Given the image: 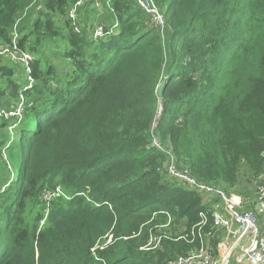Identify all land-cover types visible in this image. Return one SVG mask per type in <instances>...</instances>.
<instances>
[{
    "label": "trees",
    "instance_id": "obj_1",
    "mask_svg": "<svg viewBox=\"0 0 264 264\" xmlns=\"http://www.w3.org/2000/svg\"><path fill=\"white\" fill-rule=\"evenodd\" d=\"M75 2L0 0V47L16 28L38 81L8 148L17 170L0 195V264H171L199 241L141 247L169 217L171 235L190 232L208 208L157 170L164 149L199 181L244 196L264 172V0H154L162 27L136 0H102V12L88 2L80 31ZM100 23L118 27L95 37ZM55 44L65 66L46 55ZM20 77L0 66V97H17ZM10 124L0 121L4 168ZM57 187L47 215L43 194Z\"/></svg>",
    "mask_w": 264,
    "mask_h": 264
},
{
    "label": "built area",
    "instance_id": "obj_2",
    "mask_svg": "<svg viewBox=\"0 0 264 264\" xmlns=\"http://www.w3.org/2000/svg\"><path fill=\"white\" fill-rule=\"evenodd\" d=\"M91 1L93 0H76L74 5L70 7L69 18L72 20L76 31H80L79 13ZM136 2L151 16L152 22L156 27L163 26L162 15L154 0H136ZM117 27L118 23L108 27L100 23L94 28V36L107 37L114 34ZM13 35V44L11 46H1L0 49L10 50L15 61L20 62L26 67L30 80L36 81L33 72L32 76L30 75L29 60L32 57L26 52L28 51L27 49H19V33L16 31V28L13 31ZM29 88H31V85H22L15 98L8 96L0 97V121H11V124L8 126V132L12 135H10L9 142L14 141L17 126L22 121L26 108L30 105L25 100L26 91ZM154 127H156V124ZM14 134L15 136H13ZM8 143L6 145L10 146ZM152 145L163 149L155 133H152ZM164 150L168 153L169 159L166 165L157 168V170L166 172L170 178L178 180L183 186L201 194L203 203L208 209L200 213V222L194 225L190 232L177 231V234L173 233L171 235L172 220L169 217L168 222L160 226L164 229L159 231V233L151 234L148 243L141 247V249L160 248L162 239L168 237L176 241L186 240L189 243L199 241L198 247L192 249L187 255H180L171 264H264V172L256 181V201L250 203L242 194L228 191L220 185L199 181L189 168L179 167L177 158L170 148ZM14 178L15 174L12 171V175L5 182H0V195L7 190L14 181ZM62 194L63 192L60 187H57L56 190L44 192L43 200L45 199L48 202V205L46 203L47 215L49 213L50 201ZM41 223L44 224V221ZM114 241L112 233L105 236L104 241H97L91 248L92 256L99 260V252L104 251ZM215 242H217V247L214 245Z\"/></svg>",
    "mask_w": 264,
    "mask_h": 264
},
{
    "label": "rangeland",
    "instance_id": "obj_3",
    "mask_svg": "<svg viewBox=\"0 0 264 264\" xmlns=\"http://www.w3.org/2000/svg\"><path fill=\"white\" fill-rule=\"evenodd\" d=\"M92 2H94V7H97L102 12V9H101L102 0H93V1H91V3ZM90 7H92V6H90ZM79 17H80V22L79 23H80V27H81L84 24V21H85V18H86V13H84V10H82L79 13ZM89 17L93 18V15L90 14ZM57 42L60 45V42L59 41H57ZM40 50L46 51L44 47H41ZM26 52L29 53L31 55V57H32V59L29 60V67H30V71H31L30 75L32 76L33 68H32L31 62L35 59V55L32 52H28V51H26ZM0 54H1L0 55V66H7L8 65L9 67H11L14 70L15 76L18 73H22L24 75V78L20 77V80L23 83V86H30L31 85V88H29L26 91V95H25L26 102L27 103H31V102H29L28 99H30V94L33 92V89L38 84L37 79H36V81L35 80H30V78H29L30 76L27 73L26 67H24V65H22L20 62H16L15 61V58L13 57V55H12L10 50L0 49ZM46 55H50L52 57L53 63L56 64L58 67H60V65L65 66L67 64L64 59L60 58L61 49L58 47L57 44H55L54 47H52L50 45H47ZM159 108L161 109L160 105H159ZM160 114H161V110H159V116H160ZM3 133H4V131H3ZM0 134H2V130L1 129H0ZM15 134L13 136H15ZM11 142L12 141H10L8 144L10 145ZM8 147L9 146L4 145L3 148L1 149V155H2V158H3L2 162L5 164L6 168L3 167V164H2V166H0V171L1 172L4 171L2 173H6L8 175L7 179L12 175V171H14V174H15L16 170H17L16 167H15V165H16L15 161L13 159L11 160V158H10V154L8 152ZM166 163H167V161L161 167L166 165ZM11 167H12V170H11ZM2 176H5V175H2ZM256 185H257V183H256ZM255 201H256V199H255ZM44 202L47 203V205H48V202L45 199H44ZM41 225H42V223H41ZM232 259H233V257H232ZM232 264H235V263H232Z\"/></svg>",
    "mask_w": 264,
    "mask_h": 264
},
{
    "label": "water",
    "instance_id": "obj_4",
    "mask_svg": "<svg viewBox=\"0 0 264 264\" xmlns=\"http://www.w3.org/2000/svg\"><path fill=\"white\" fill-rule=\"evenodd\" d=\"M166 84H167V81L163 80L160 83V85L157 87V90H156V95H157L158 100H159L160 103L163 101V98H164V89H165ZM160 107H161V110H162L163 109V105L161 104ZM157 121H158V118H157Z\"/></svg>",
    "mask_w": 264,
    "mask_h": 264
},
{
    "label": "crops",
    "instance_id": "obj_5",
    "mask_svg": "<svg viewBox=\"0 0 264 264\" xmlns=\"http://www.w3.org/2000/svg\"><path fill=\"white\" fill-rule=\"evenodd\" d=\"M254 185H255V188H256V190H257V185H256V182H254ZM237 193V192H236ZM244 197H246L248 200H249V202L250 203H252L253 201H255V199H256V197H257V191H255L254 192V194H252V195H245ZM217 242H218V240H217ZM217 242H215V247H217Z\"/></svg>",
    "mask_w": 264,
    "mask_h": 264
}]
</instances>
